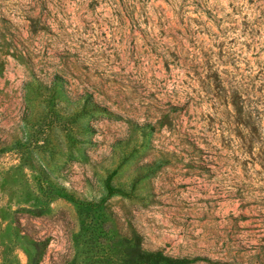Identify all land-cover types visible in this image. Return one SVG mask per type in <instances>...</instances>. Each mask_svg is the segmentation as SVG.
<instances>
[{"label":"rangeland","instance_id":"rangeland-1","mask_svg":"<svg viewBox=\"0 0 264 264\" xmlns=\"http://www.w3.org/2000/svg\"><path fill=\"white\" fill-rule=\"evenodd\" d=\"M0 264H264V0H0Z\"/></svg>","mask_w":264,"mask_h":264}]
</instances>
